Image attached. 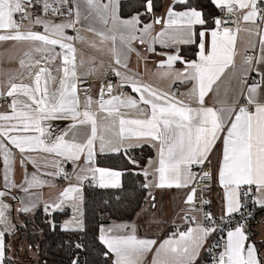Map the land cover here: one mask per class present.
I'll use <instances>...</instances> for the list:
<instances>
[{
    "label": "snow or ice",
    "instance_id": "obj_1",
    "mask_svg": "<svg viewBox=\"0 0 264 264\" xmlns=\"http://www.w3.org/2000/svg\"><path fill=\"white\" fill-rule=\"evenodd\" d=\"M212 3L224 12L222 17L209 19L190 0H172L164 15L156 16L154 0H144L143 13L121 19L119 0H0V42L28 45L19 59L27 74L16 71L6 80L0 79V96L5 95L6 89V96L12 98L10 111L0 113V156L4 165L0 225L5 226L0 229V264L5 262L6 235L15 228L7 215L11 205L5 202L9 196L17 199L11 189L19 187L31 194L33 187L47 183L39 180L35 172L31 179L25 174L21 185L10 180L15 162L12 148L19 151L20 163L25 167L29 162L37 166L29 153L42 151L54 157L45 166L58 170L44 175L64 179L69 176L60 161L71 162L75 172L84 157L85 166L76 173L79 183L65 187L57 202L45 203L44 210L49 214L62 211L65 203L71 204L76 213L82 200L83 181L95 182L100 188L121 186L122 172L95 166L97 143L99 153H122L136 165L137 160L129 153L141 147L142 142L156 149V157L150 158L142 170L146 180L142 188L189 189L184 203L191 210L202 211L196 204L197 186L211 179L212 173L203 170V166L211 163V154L222 139L217 172L225 201L224 215L219 218L221 225L216 224L211 212H205V223L197 222L195 227L177 231L159 243L152 264H196L208 238L223 230L227 226L225 221L240 213L247 200L264 208V0H212ZM177 5L183 6V10H176ZM49 14L63 19L57 23ZM144 15H151V22L143 23ZM84 21L88 22L87 27ZM97 22L102 27H94ZM156 25H161L159 32H155ZM36 26H42L43 32L34 31ZM67 29L74 30L76 35H68ZM81 33H91L94 38L88 39ZM241 34L248 37L242 51L238 48ZM133 41L148 45L150 52L155 51V44L192 45L197 49V59L185 60L178 47L173 54L161 53L166 59L158 62L154 83H148L120 70L127 69L128 53L135 51ZM77 42L101 53L111 42L107 52L114 64L120 66L108 65V71L121 79L115 86L102 83L98 99L88 95L87 89L82 98L78 83L89 75L102 73L104 61L96 64V56L86 58L76 47ZM257 44L259 55L249 54L256 52ZM237 57L240 67L238 75L234 72L236 85L231 103L223 106L227 102L218 99L221 107L207 106L205 98L214 85L222 82L226 72L237 69ZM176 62L185 65L182 71L175 69ZM86 65L87 69L81 71ZM253 73L260 78L249 83ZM17 79L21 82H14ZM177 81L191 82L192 87L187 92H173L172 85ZM126 85L137 95L115 91ZM241 97L244 103H240ZM58 119L71 123L57 133L51 121ZM194 167L200 171H193ZM207 188L204 183L201 190ZM148 195L155 207V196L151 191ZM200 203L209 201L202 199ZM21 204L17 211L22 213L35 207L34 203L21 201ZM184 219L195 221L196 217L186 212ZM71 225L75 227L70 229ZM62 227L66 231L83 230V223L74 216ZM99 240L108 249L105 256L114 254L113 264H143L145 256L157 245L155 239L139 237L134 223L101 227ZM248 240L244 224L229 229L222 244L216 242L208 249L209 252L212 247L220 249L213 264H264V256ZM73 264L78 262L74 260Z\"/></svg>",
    "mask_w": 264,
    "mask_h": 264
},
{
    "label": "crops",
    "instance_id": "obj_2",
    "mask_svg": "<svg viewBox=\"0 0 264 264\" xmlns=\"http://www.w3.org/2000/svg\"><path fill=\"white\" fill-rule=\"evenodd\" d=\"M103 2H106V0H103ZM120 4V0H119ZM172 4V0H164V8L157 14L156 16H162L166 12L167 8ZM119 8V5H118ZM176 10H183V9H176ZM37 14H40L39 8L36 9ZM118 15L121 19H128L130 17L124 18L120 16L119 9H118ZM132 17V16H131ZM18 19V16L16 17ZM49 18L53 19L55 22L59 23L63 18L62 17H51L49 14ZM151 22V19L143 22V23H149ZM85 27L88 26V22L84 21L82 22ZM94 27L100 28L102 27L98 22L93 25ZM79 27V25L77 26ZM161 29V25L155 26V32H159ZM34 31H40L43 32L42 26H36L33 28ZM67 34L71 36H75L76 32L72 29H67ZM82 35H85L88 39H93L94 36L91 33H81ZM255 39V38H253ZM248 37L246 34H241V40L238 41V48L243 50V48L247 44ZM116 46L120 47L119 39H117ZM132 48L135 49V51L128 53L127 58V69L120 68L122 72L127 71L129 74L135 75L138 78L144 80L148 83H154L153 80V73L157 71L158 62L161 60L166 59L164 55H161V53H169L173 54L177 51V47L179 48V54H180V48L182 45H178L176 47H164L160 44H155L153 47L155 48L154 52L148 51V45H142L138 41L132 42ZM76 47L78 49H81L87 58V56H96L97 61L96 64L99 63L100 60L104 61V69L103 72L100 74L94 73L96 75H105L109 73L108 71V65H112L114 63V60L112 59L111 55L107 52V49L111 47V42H108V44L105 45V52L101 53L96 51L95 49L89 47L86 44H81L79 42L76 43ZM28 45L26 44H16L12 41H4L0 42V72H2L4 75H0V79H7L8 75H10L13 72L16 71H23L25 75L27 74V71L24 69H21L19 59L23 55V51L27 50ZM57 51H59V47L57 46ZM257 55H259V45L257 44ZM193 59H197V56ZM191 59V60H193ZM59 63V61H57ZM95 66V65H93ZM116 67H120L117 66ZM175 69L177 70H183L185 65L181 62V64H178V62L174 65ZM240 67V57H237V69L233 71L226 72L225 76L222 77V82H219L218 85H214L213 91L210 92L206 96V104L207 106H213V107H221L222 105L217 103L216 101L219 99L221 101H226L223 106H227L231 103V98L233 96V89L235 88L236 81L234 79V72L238 75ZM87 69V65L85 69H82L81 71H85ZM55 74V73H54ZM257 78L259 80V76L257 75ZM119 79H121L119 77ZM257 80V81H258ZM14 82L20 83L21 81L19 79L15 80ZM27 82V81H24ZM192 87L191 82L182 83L180 81H177L172 85L171 91L176 93H183L187 92ZM128 94H131L133 96L137 95L135 93H132L130 91ZM94 99H97V93L96 90L91 95ZM4 97L9 98V100H0V113L3 112H9V104L11 103V97L6 96V89H5V95ZM243 101V97L240 98V102ZM71 123L70 120L65 119H58L51 121L52 128L59 132V130L66 129L69 124ZM148 148L151 150L150 156L147 158L145 163L143 164L142 170L147 167V162L150 158L156 157V149L152 147L150 143L142 142V146L139 148H136L132 150L129 155L131 157L138 156V150L142 148ZM99 145L97 143V154L95 156V166H98L96 164V158L99 154L98 151ZM12 151L15 155V162L13 165V171L10 173V180H13L15 184L21 185L24 183L25 180V174L28 175V178L31 179L32 173H37V178L42 181H46L47 183H44L43 185H37L33 187L30 190V193H25L22 191L19 187L12 188L11 192L13 195L17 197V199L13 200L11 196L7 197L5 202L11 205V209L7 213L8 218L12 225H15V228L12 230V233L9 235H6V244L8 245L6 252H5V262L4 264H15V261H18L19 259H22L26 257L27 255H23L19 249H17L16 244H18L19 237H24L25 232L22 230L20 231V225L24 224L25 218L22 217V212L17 211L22 204L21 201L24 202V204H35V207L25 213L29 217L34 216L35 212L39 208H44L45 203H55L59 199V193L63 191L65 187H67L69 184H77L79 183L76 179V173L80 172V168L84 167V157H81V161L78 162V166L75 167V172L73 170L72 175L69 177V179H64L63 176H54V175H44V173L49 172H55L58 169L53 168L51 166H45L46 161H51L54 159V157L49 156L46 153H43L42 151L32 152L29 153V155L34 158L37 161V166L34 167L32 163H27L26 167L22 166L21 161V154L19 151L15 148H12ZM106 153H111L107 152ZM105 154V153H103ZM222 156V139L217 141L216 147L211 154V163H212V169H213V177H214V185L209 190V196L211 198V208L212 212L215 215L222 216L224 215V190L222 186L219 184L218 180V168L220 164ZM61 166L64 164L71 165L74 169V165L71 162H63L60 161ZM115 170V169H113ZM118 171V170H116ZM151 179V177H149ZM92 181L86 180L82 182V200L78 202V211L76 213L73 212L71 204L65 203L63 205V209H68L69 213L68 215L64 216L62 218L61 225L66 221H70L74 218L77 220L83 221V192L86 185L91 186H98L95 182H92V184H89ZM146 182V180H145ZM120 184L122 186V177H120ZM120 186V187H121ZM99 187V186H98ZM112 188V187H109ZM119 188V187H118ZM0 190H4V165H3V157L0 156ZM148 191H151L152 194L155 196V207H152V200L149 195H146L145 201L141 208L137 211L135 215V219H132L130 221H117L112 220L108 221V223H105L102 225L104 228H108L114 224H120V223H128V224H135L137 227V235L141 238H149V239H155L157 241V245L153 247L152 251H150L144 258L143 264H152L153 256L155 255V248L159 246V243L163 242L165 239H168L173 235V233H176L177 231H185L187 227H195L196 223L188 224L185 219V213H194L197 218H200L199 212H194L189 208L188 205L184 203L185 198L188 194V189L183 188H152V189H146ZM149 193V192H148ZM163 207L165 214H164V220L163 224H153V214L151 210H154L158 208V206ZM259 206V205H258ZM82 213V215H81ZM201 223V222H200ZM5 227L4 225H0V229ZM75 227L74 225L70 226V229ZM259 235L258 240H262L264 242V224H260L258 226ZM227 233V232H226ZM247 234V233H246ZM226 238V235H225ZM211 236L208 238L205 246L200 251L199 257L208 249V245L210 242ZM9 241L14 242V249L12 248V245L9 243ZM248 243L254 244L257 248L256 244L253 242V240H248ZM17 250V251H16ZM37 250V249H36ZM258 250V248H257ZM259 252V251H258ZM16 255V258L14 259ZM261 255L264 256V245L263 249L261 251ZM38 256V253H37ZM197 258V260L199 259ZM113 262L115 260L114 254H112Z\"/></svg>",
    "mask_w": 264,
    "mask_h": 264
},
{
    "label": "trees",
    "instance_id": "obj_3",
    "mask_svg": "<svg viewBox=\"0 0 264 264\" xmlns=\"http://www.w3.org/2000/svg\"><path fill=\"white\" fill-rule=\"evenodd\" d=\"M144 0H120L119 13L127 18L145 9L142 7ZM192 6L202 10L209 19L215 18L219 9L212 0H190ZM164 8V0H154L153 12L159 13ZM176 9H183L177 5ZM152 19L151 15L141 17L142 22ZM197 49L192 45H182L180 55L185 60L196 57ZM181 64V62H178ZM138 156L132 157L137 160L134 165L122 153L99 154L96 158L98 167L115 169L123 173L122 186L119 188H100L86 185L83 192V230H64L61 220L68 215L69 210L63 209L51 214L44 208H39L34 216L29 217L22 213L25 218L24 224L20 225V231H24V237L35 246L38 253L37 264H113L112 254L105 256L108 249L99 240L100 228L108 221H130L135 219L137 211L143 205L146 198V189L142 188L145 177L142 167L151 150L142 148L137 151ZM250 219L245 231L249 241L253 240L259 253L263 249L264 242L258 240V226L264 223V208L258 206ZM51 222V223H50ZM55 225L53 227L52 225ZM79 244L81 247L77 248ZM209 253L206 250L196 264H211Z\"/></svg>",
    "mask_w": 264,
    "mask_h": 264
},
{
    "label": "built area",
    "instance_id": "obj_4",
    "mask_svg": "<svg viewBox=\"0 0 264 264\" xmlns=\"http://www.w3.org/2000/svg\"><path fill=\"white\" fill-rule=\"evenodd\" d=\"M224 15V12L221 11L219 9L218 14L216 15V17H222ZM19 19V17H18ZM249 54H253V55H257V51L255 53L253 52H249ZM113 66L116 67V65L113 63ZM258 80L257 75L255 73L252 74V78L249 80V83L252 82V80ZM120 81L119 77H117L114 73L109 72L105 75H96V74H92L87 76V78L83 81V83H78V89L80 91L81 97L83 98V95L85 94V89H87V94L88 95H92L93 92L96 90L97 93V99L99 98V93H100V87L101 84H107V83H112L114 86ZM116 92H125V93H129L131 91V88L128 87L127 85L124 86L122 89H116ZM107 98V97H106ZM9 100V98H6L4 96H0V100ZM240 103H244L243 101H241ZM64 172L70 177L73 173V168L71 165L68 164H64L63 166ZM203 170L206 171H210L212 173V177L210 180L207 181H202L197 187H198V192H197V198H196V204L197 207L202 208V211H195L194 212H199L200 213V218H197L196 216V220L195 221H187L188 224H193L197 221L201 222V223H205L204 222V213L205 212H211L213 217L216 219V224L217 225H221V221H220V216L213 214L212 212V204H211V198L209 196V190L213 187L214 185V177H213V169H212V163H205V165L203 166ZM193 171L195 172H199L200 168L198 167H194ZM204 183L208 184V188L206 190H201L203 189V185ZM89 184H92V182H90ZM189 191V189H188ZM148 190H146V195L148 194ZM202 199H206L209 201L208 204H201L200 201ZM258 206L257 204L253 203L252 200H247L245 203V207L242 208L240 213H236L233 214V216L229 219H227L225 221L226 223V227H223V230H218L217 232L213 233L211 235V239L208 245V249L210 246H214L216 244V242H220L221 244L223 243V240L225 239V235L226 232L229 229H232L234 227L237 226L238 223H242L245 225V228L247 227L250 219L252 218V216L254 215L253 213L256 212ZM250 213V215H249ZM190 215L194 216V213H190ZM223 216V215H222ZM207 249L208 253H209V257L210 258V263L213 264V257L218 254L220 249H216L215 247H212V251L209 252V250Z\"/></svg>",
    "mask_w": 264,
    "mask_h": 264
},
{
    "label": "rangeland",
    "instance_id": "obj_5",
    "mask_svg": "<svg viewBox=\"0 0 264 264\" xmlns=\"http://www.w3.org/2000/svg\"><path fill=\"white\" fill-rule=\"evenodd\" d=\"M158 14V13H157ZM258 206V205H257ZM153 214V224H163L164 220V214L165 211L163 207L160 205L158 208L151 210ZM264 224V223H262ZM18 244H16L17 249L22 251L21 253L23 255H27L26 257L19 259L18 261H15V264H37L38 256H37V250L34 245H32L26 237H19L17 240ZM9 243L12 245V248L14 249V242L9 241ZM17 251V250H16ZM16 258V255L14 259Z\"/></svg>",
    "mask_w": 264,
    "mask_h": 264
}]
</instances>
